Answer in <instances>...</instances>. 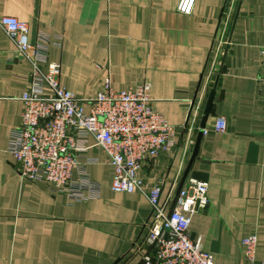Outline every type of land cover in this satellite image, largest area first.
Wrapping results in <instances>:
<instances>
[{
	"label": "crops",
	"instance_id": "crops-1",
	"mask_svg": "<svg viewBox=\"0 0 264 264\" xmlns=\"http://www.w3.org/2000/svg\"><path fill=\"white\" fill-rule=\"evenodd\" d=\"M179 1L0 0V17L28 23L31 43L44 50L37 65L47 71L50 62L60 63V83L77 97L103 91L106 77L115 89L150 85L153 109L175 127L173 146L140 172L148 183L161 181L162 201L179 191L216 86L186 177L209 183V204L194 215L191 235L217 264H251L242 244L248 235H257L256 258H264V0H198L189 15L178 11ZM211 69L199 112L188 122ZM33 70L0 27V264H146L151 203L141 192L112 190L114 168L94 137L80 138L86 149L77 156L100 185L96 197L76 200L19 175L9 146ZM44 93L52 90L45 86ZM219 116L228 122L224 132L213 129ZM81 176L74 169L73 179Z\"/></svg>",
	"mask_w": 264,
	"mask_h": 264
},
{
	"label": "built area",
	"instance_id": "built-area-1",
	"mask_svg": "<svg viewBox=\"0 0 264 264\" xmlns=\"http://www.w3.org/2000/svg\"><path fill=\"white\" fill-rule=\"evenodd\" d=\"M197 1L180 0L178 11L191 14ZM0 27L34 67L31 86L21 97V123L13 129L9 146L19 175L32 181H47L76 200L96 197L100 185L89 179L77 156L78 150L86 149L79 144L80 138L91 135L114 168L112 190L141 192L151 203V223L145 237L151 252L145 256V263L217 264L214 254L203 248L200 239L192 238L190 229L194 215L209 204L208 181L190 176L175 198L162 201L161 181L148 183L140 176L148 160L174 144L175 127L153 109L150 85L115 89L110 77H106L103 91L91 98L77 97L60 83V63L50 62L47 71L37 65L44 50L41 44L31 43L28 23L3 15ZM220 48L218 45L215 59ZM261 57L259 81L264 88V47ZM212 72L211 69L192 101L188 122H194L199 112ZM45 86L52 90L51 95L44 93ZM227 128L226 117L219 116L213 129L224 132ZM206 132L207 127L203 128V134ZM76 168L82 173L78 180L72 177ZM257 242L256 234L243 238L245 256L251 264H264V258H256Z\"/></svg>",
	"mask_w": 264,
	"mask_h": 264
},
{
	"label": "water",
	"instance_id": "water-1",
	"mask_svg": "<svg viewBox=\"0 0 264 264\" xmlns=\"http://www.w3.org/2000/svg\"><path fill=\"white\" fill-rule=\"evenodd\" d=\"M215 94H216V86H214L210 93H209V96H208V99H207V102H206V105H205V109H204V113H203V117H202V121H201V128L202 130L199 132V135H198V138L196 140V143H195V146H194V149H193V154H192V157L190 159V162L188 164V167L185 171V174L183 176V179H182V182L180 184V187H179V190L180 188L183 186L185 180H186V177L190 171V168L193 164V161L198 153V150H199V146H200V142H201V139H202V136H203V128L206 127V123H207V120L209 118V115H210V112H211V108H212V105H213V101H214V98H215ZM179 192V191H178Z\"/></svg>",
	"mask_w": 264,
	"mask_h": 264
}]
</instances>
